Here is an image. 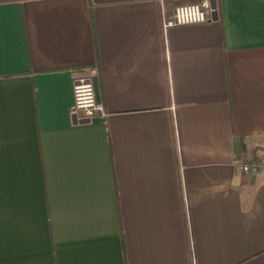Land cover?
I'll list each match as a JSON object with an SVG mask.
<instances>
[{
    "label": "crops",
    "instance_id": "0c3cea01",
    "mask_svg": "<svg viewBox=\"0 0 264 264\" xmlns=\"http://www.w3.org/2000/svg\"><path fill=\"white\" fill-rule=\"evenodd\" d=\"M197 1L0 0V264H264V0Z\"/></svg>",
    "mask_w": 264,
    "mask_h": 264
},
{
    "label": "built area",
    "instance_id": "2783aa9c",
    "mask_svg": "<svg viewBox=\"0 0 264 264\" xmlns=\"http://www.w3.org/2000/svg\"><path fill=\"white\" fill-rule=\"evenodd\" d=\"M219 11L213 0H198L196 3L179 6L171 15L163 16L165 30L189 25L207 24L216 20ZM72 114L78 121H91L103 115V107L97 100L95 82L91 77H81L73 86ZM262 167L260 159L243 161L239 165L242 173L256 176Z\"/></svg>",
    "mask_w": 264,
    "mask_h": 264
}]
</instances>
